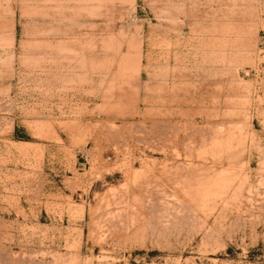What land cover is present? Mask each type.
I'll return each mask as SVG.
<instances>
[{
    "label": "rangeland",
    "instance_id": "obj_1",
    "mask_svg": "<svg viewBox=\"0 0 264 264\" xmlns=\"http://www.w3.org/2000/svg\"><path fill=\"white\" fill-rule=\"evenodd\" d=\"M0 264H264V0H0Z\"/></svg>",
    "mask_w": 264,
    "mask_h": 264
}]
</instances>
